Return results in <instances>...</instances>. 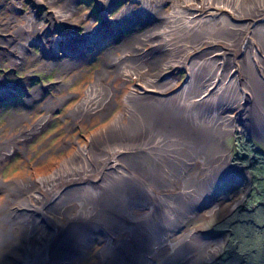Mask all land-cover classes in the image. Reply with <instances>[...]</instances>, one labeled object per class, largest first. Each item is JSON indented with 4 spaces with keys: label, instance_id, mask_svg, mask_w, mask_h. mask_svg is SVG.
<instances>
[{
    "label": "bare ground",
    "instance_id": "1",
    "mask_svg": "<svg viewBox=\"0 0 264 264\" xmlns=\"http://www.w3.org/2000/svg\"><path fill=\"white\" fill-rule=\"evenodd\" d=\"M35 1L48 6L58 2ZM97 1L103 5V0ZM116 1L107 4L114 8ZM138 1L146 13L155 12L152 5L156 1L171 2L174 11L169 18L178 16L175 31L163 38L165 44L154 45L161 56L157 57L153 48L139 47L140 41L131 43L121 56L110 53L111 61L97 72L71 110L75 119L87 117L88 122L95 116L107 122L86 142L77 146L65 142V157L51 173L10 182L15 194L0 200V209L9 207L0 212V264H79L100 231L105 236L95 251L94 264H194L204 254L220 249L221 239H209L203 229L192 227L191 220L206 222L225 206L226 213L232 212L246 198L245 193L236 200L231 195V204L221 207L210 195L219 187L218 176H224L225 164L231 165L223 139L235 124L242 122L264 141V0H215L230 12L220 14L210 10L212 0H207L206 6L204 0H193L191 7L184 5L190 0H129L116 15L121 25L133 15V4ZM51 12L50 21H63L70 32L52 43L49 40V45L47 38L46 45L33 33L25 42L15 43L16 50L23 55L26 48L38 43L49 48L54 60L65 55H58L60 50L75 51L72 57L66 56L72 60L65 61L62 68V74H69L79 64L91 62L103 45L100 27L108 22L95 27L88 14L80 15L88 32L79 34L71 19L77 8L70 2ZM23 19L28 29L39 28L27 15ZM39 24L41 28L43 23ZM115 51L120 52L118 48ZM126 62L132 63L133 71L122 67ZM110 64L117 66L115 72ZM159 66L157 74L167 68L172 72L188 68L189 82L180 91L176 90L178 78L169 77L170 72L159 75L165 79L162 86H157L158 79L143 76L146 70ZM66 77L62 76V88L71 86ZM111 77L114 84L109 88L103 80L110 82ZM134 78L142 83L144 79L153 89L132 84ZM130 82L121 109L113 114L124 84ZM161 91L173 93L161 97ZM7 92L1 89V95ZM71 95L53 96L49 115L19 136L7 138V143L18 137L25 141L49 120L54 99L63 102ZM79 110L85 118L79 116ZM30 113L32 108L20 111L16 120H29ZM10 151L0 149V160ZM237 185L241 186V180ZM26 190L28 199L22 194ZM206 206L209 208L203 209ZM9 243L13 245L6 248Z\"/></svg>",
    "mask_w": 264,
    "mask_h": 264
},
{
    "label": "rangeland",
    "instance_id": "2",
    "mask_svg": "<svg viewBox=\"0 0 264 264\" xmlns=\"http://www.w3.org/2000/svg\"><path fill=\"white\" fill-rule=\"evenodd\" d=\"M65 1L70 2L77 8V13L73 14L71 19L74 22L76 21L75 28L79 34L88 32L86 23L79 19L80 15L88 14L92 19L91 23L95 27L101 25L104 21L108 22V24L100 27L104 32L101 39V45L102 43L103 45L100 50L90 63L87 61L79 64L82 67L74 69L69 74H62V68L65 61L72 60L66 56L72 57L75 51L70 50L67 51L70 53H66L64 50V52L60 50L58 55H65H61L63 56L61 59H58L57 56L54 60L52 56L49 57V48H46V46H44V49L38 43L33 44L31 48H26L23 55H21L17 52L18 49L16 50L17 45L15 44L25 42L26 37L34 33L33 37L38 36L46 45L45 38H47L49 45V40L52 43L55 38L61 37L62 34L64 35L67 32L69 33L70 26L63 21L54 19L50 21L49 15L52 10L61 9ZM107 1L103 0L102 5L97 0H58L56 4H49L48 6L37 3L35 0H0V149H11L0 160V181H2L0 200L8 194H15V189L10 182H15L17 178L34 179L51 173L58 167L60 159L65 157V152L62 149L65 142L76 146L79 143L86 142V139L94 131L107 122V119L101 122L95 116L90 117L91 120L87 122V117L83 116L82 110H79V116H82L85 120L75 119L71 110L80 102L87 87L95 80L97 72L104 69L106 62L111 61L108 57L110 53H119L121 56L124 52L129 51L128 46L131 43L140 41L139 47L143 46L148 50L153 48L157 57L161 56L162 54H158L160 49L154 48V45L157 46L158 42L165 44L163 38L175 31L177 27L174 22L178 21V16L169 18L174 11L171 2L161 4L156 1L152 5L154 8L151 6L155 12L147 11L146 13L144 6L138 1L133 4V12L131 11L133 15L131 14L132 16L125 20L127 23L121 25L119 20L116 19V15L127 6L129 0L116 1L117 5L114 8L109 6ZM186 1L188 0L184 2ZM214 1L212 0V7L210 8L213 13H230L221 5H216ZM192 3L194 1L190 0L189 3L184 5L191 7ZM206 3L207 0H204L203 6H206ZM103 6L106 11H104ZM187 11L189 12V10ZM25 15L30 20L36 21L39 27L37 30L28 29L26 25H23ZM186 16H189L188 13ZM180 21L182 22V20ZM40 22L43 23L41 28ZM100 28H97V30ZM95 37L96 34H94ZM96 40L97 37L94 41ZM192 46L189 45L188 48ZM115 48H118L120 52H116ZM19 56L22 58L17 62ZM108 66L115 72L117 66L111 64ZM122 67L133 71V65L130 62H126ZM159 69H161V66L146 70L143 72L145 73L143 76L151 80L158 79L157 86H159L165 81V79H160L159 75L170 72L169 77L175 76L178 78L176 90L180 89L182 91L184 89L186 82L189 80L188 68L175 69L176 71L173 72L172 68H167L162 70L161 74H157L160 71ZM65 75H67V80L71 81V86L62 88L60 87L63 84L62 81L65 84L62 76ZM74 75H76V78H73ZM114 75L115 73L112 74L113 78ZM112 77L110 82L103 80L106 81L107 86L114 84ZM131 82L137 86L140 84L141 86L147 85V91L153 89L148 86L150 83H147L144 79L143 83L135 78ZM131 82L125 83L124 91L121 95L118 94L119 103H114L113 114L121 109L122 97L131 88ZM7 87L12 90H7ZM57 88L62 89L56 90ZM1 89H5L9 94L1 95ZM37 91L41 92L39 96L36 95ZM67 92L72 93V95L63 102L60 99H54L56 105L53 106V111L50 113L51 117L44 126L34 134L29 135L25 141L18 137L17 143L15 141L7 143V138L12 139L19 136L20 132L24 131L26 127H31L38 119L44 115H49V101L53 100V96L63 95ZM170 93L173 92H159L162 95L161 97H166ZM39 97L42 98L38 99ZM31 108L32 113L28 115L29 120H16L17 113L31 110ZM261 127L263 130L264 123H261ZM223 145L225 148L224 154H226L231 165L225 164L223 168L225 170L222 171L224 176H218L219 187L211 193L210 199L223 207L226 204H231L233 198L236 200L243 193H245L243 195H246V198L242 205L236 207L232 212L226 213L225 208L227 207L225 206L223 212L210 217L206 222H197L196 219L191 220L193 221L192 227L203 229L204 233L210 237L209 239H221L222 241L217 252L210 255L204 254L194 264H264V141L239 121L235 124L234 129L225 135ZM188 174L189 171H187ZM220 178L223 180L221 181ZM179 179L183 178L180 177ZM240 180L241 186L238 187L237 183L239 184ZM16 187L21 189L20 186ZM222 193L224 194L221 195ZM22 194L26 196L24 199H28L30 196L28 190L23 191ZM231 195L233 197L229 200ZM23 203L25 204L27 201H23ZM208 208L206 206L203 209L207 210ZM7 210H9V207L0 209V212ZM203 212L205 213V211ZM104 236L103 231L98 233L95 244L90 251L82 254L79 264L95 263V251L100 247V241ZM11 245L13 243H9L6 248H11Z\"/></svg>",
    "mask_w": 264,
    "mask_h": 264
},
{
    "label": "water",
    "instance_id": "3",
    "mask_svg": "<svg viewBox=\"0 0 264 264\" xmlns=\"http://www.w3.org/2000/svg\"><path fill=\"white\" fill-rule=\"evenodd\" d=\"M103 31V30H102ZM72 42H75V41H72Z\"/></svg>",
    "mask_w": 264,
    "mask_h": 264
}]
</instances>
